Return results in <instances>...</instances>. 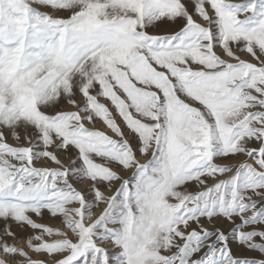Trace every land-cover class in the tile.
<instances>
[{
    "label": "snow or ice",
    "instance_id": "1",
    "mask_svg": "<svg viewBox=\"0 0 264 264\" xmlns=\"http://www.w3.org/2000/svg\"><path fill=\"white\" fill-rule=\"evenodd\" d=\"M0 264H264V0H0Z\"/></svg>",
    "mask_w": 264,
    "mask_h": 264
},
{
    "label": "rangeland",
    "instance_id": "2",
    "mask_svg": "<svg viewBox=\"0 0 264 264\" xmlns=\"http://www.w3.org/2000/svg\"><path fill=\"white\" fill-rule=\"evenodd\" d=\"M96 127L99 128V129H101V130H104L102 124H100V123H98L96 125ZM49 223H53V222L50 221Z\"/></svg>",
    "mask_w": 264,
    "mask_h": 264
}]
</instances>
